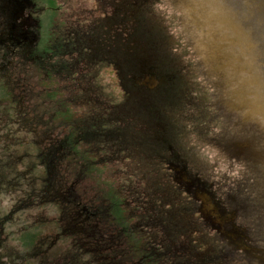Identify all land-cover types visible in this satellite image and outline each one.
<instances>
[{
    "label": "rangeland",
    "instance_id": "374dc122",
    "mask_svg": "<svg viewBox=\"0 0 264 264\" xmlns=\"http://www.w3.org/2000/svg\"><path fill=\"white\" fill-rule=\"evenodd\" d=\"M33 1L41 7L58 6L62 10L56 12L55 9L49 8L40 13L42 41H45L47 46L56 37L57 26L65 28L66 18L71 16L69 12L72 6L79 5L78 9H91L90 12L99 6L96 0H75L74 4L68 3V0ZM148 4H150L148 8L142 11L144 22L161 36L173 56L180 74L179 102L164 111L170 127L179 134V142L185 146H191V108L201 95V76L195 66L188 43L174 20L171 3L168 0H152ZM81 10H76V12L80 15L82 14ZM100 14L102 13L100 12ZM94 16L96 15H90V17ZM63 33L61 32V34ZM0 49V53L3 55L4 47L0 45ZM35 53H38V49ZM24 55L33 58L34 53H24ZM6 56L0 57V264H85L86 261H88L87 264H90L91 260L86 254L88 250L74 246V244H84V241L78 235L79 240L77 237L72 240L71 236L76 234L74 232L78 233L79 231L78 234H82L84 223L77 219L76 215V212L81 211V206H75L70 202V199L59 203V199L53 195L65 187L69 191L72 184V192L76 200L85 201L91 207L90 210L93 208L92 203L96 205L102 202V208H100L104 222L102 228L98 227L100 229L98 230V225L91 228L104 232L105 229H109V226L113 225L111 221L116 222L115 216L112 214L116 213L118 208L122 211L120 222H127L129 227L133 225L130 224V221H135V219H131V214L136 219L139 218V212L136 210V188L139 186V181L136 180L137 175L132 174L131 176L125 164L119 162L110 163V168L107 169H87L90 165L98 166L102 162V158L112 162L114 157L112 150L108 149L109 146H113V142L105 141L106 150L109 153L107 151L100 152L98 140L96 142L92 140L96 134H91L89 131L90 140L80 143L79 150L76 145L74 146L75 164H70L67 156L70 139L68 136L74 137L75 134L74 132L70 134L71 127L66 124L70 113L67 103H72L74 112L72 121H75L78 116L87 114L84 117L88 122V115L96 114L98 102L111 103L121 100L126 103L124 89L119 87L116 77L110 73L109 68L100 65L96 71L99 70L100 73H103L100 79L91 77L90 80H93V84L96 81V86L91 85L89 92H82L80 89H73L71 93L64 92L62 91L63 87L60 88L57 85L47 93H39L36 90L39 96L36 91H29L27 95L30 102H28L27 96L18 93L15 87L17 82L21 81L26 86L29 83L32 88H36L38 76L41 75L39 68L33 64L30 66V71H25L23 68L11 76L7 69L8 63L5 64V68H1ZM90 70H92V74L95 73L92 66H90ZM43 77L45 79L48 76L43 74ZM31 99L36 102H31ZM83 102H87V108L82 107ZM80 108L84 111H80ZM55 113H57L56 116ZM24 119L28 123H23ZM65 125L69 135L66 139H62L63 137H59L57 134L59 128L61 132L65 128L62 126ZM109 128L113 130L111 125ZM90 131L95 132L94 130ZM113 133L114 131L109 138ZM129 133V131L126 132L127 141L130 139ZM49 141L52 143L49 144ZM48 144L50 147L47 146ZM93 145L97 148H91ZM48 147L54 148L56 151L53 165L49 164L52 167L50 171L52 175L49 177L46 176V166L49 165L46 162L45 152ZM79 152L83 154L82 158H79ZM153 175L156 177L154 179L157 180V183H161L158 174L153 173ZM149 183L146 187L160 190L159 184L156 182L155 184ZM143 184L142 182L141 186ZM161 187L164 188V186ZM167 198L165 199V208L172 201H174L172 202L175 203L174 205H179L175 197L172 196L171 201H169L170 197ZM112 201L117 202L116 207ZM72 211L75 213L74 222L69 220ZM177 215L181 217L184 214L178 212ZM101 220L102 218L92 222L96 223ZM72 225L76 229L72 228ZM141 226L142 224H139L138 221L136 229H140ZM72 229L76 231L70 233ZM88 229L84 228V233L95 234L96 231L89 232ZM140 234L142 235L141 231ZM141 235L137 237L140 241L143 238ZM126 240L128 241L127 237ZM211 256L214 257L213 254Z\"/></svg>",
    "mask_w": 264,
    "mask_h": 264
},
{
    "label": "flooded vegetation",
    "instance_id": "af4514ba",
    "mask_svg": "<svg viewBox=\"0 0 264 264\" xmlns=\"http://www.w3.org/2000/svg\"><path fill=\"white\" fill-rule=\"evenodd\" d=\"M74 1L68 0V3L74 4ZM96 3H99V6H96L91 12V9H78L77 6L79 5L72 6L69 12L71 16L66 18L65 28L57 26L56 37L47 46L45 41H42L40 13L49 8L55 9L56 12L62 11L60 7H41L33 0H0V45L4 47L5 51L3 55L0 53V57L7 55L1 68H5V64L8 63L9 75L14 76L20 69L34 64L36 68H39V74L41 73L38 76V82L36 79L34 83L36 86L37 82V86L34 88L39 93H47L49 90L56 88L57 85L62 88L65 83L67 92L71 93L73 89L89 92L91 85L96 86V81L93 84V80H90L91 77L100 79L103 73H100L99 70L96 71L97 67L103 65L109 68L110 73L116 77L119 87L124 89L126 103L121 100L111 103L98 102L96 115L99 117L101 128L98 131L99 135H94L92 140H98L100 152H106V140L112 141L113 146H109L108 149L112 150L119 163L125 164L130 173L140 171L171 175L178 186L185 187L189 193L194 192L192 194L198 202L196 209L200 216L203 215L205 220L210 219V221H213L212 225L220 234H224L221 226L217 225L216 222L218 215H215L214 209L211 210V207L205 202L201 189L204 182L198 179V182L193 183L184 178L185 174H191L189 165L192 161L177 147L178 141L171 134V125L164 111L165 108H168L165 95L169 93V89H162V86L167 82L168 72L158 70V64L156 65V63L159 62V58L153 61L146 59L145 56L138 58V56L133 55L136 39H129V52L122 55L120 0H96ZM76 10H81L82 14L79 15ZM90 15L96 16L90 17ZM61 32L64 33L61 34ZM108 43H112L113 47L110 44L107 45ZM37 49L38 53H35ZM24 53H34L33 58L25 56ZM90 66L95 69L94 74H92ZM43 74L48 77L44 79ZM148 74H155L159 80L154 88L147 85L149 81H147L146 75ZM6 78L10 82L7 76ZM75 84L76 86H74ZM22 90L24 91V88ZM163 100H165V103L161 104L160 101ZM37 105L39 106V104ZM87 106L88 104L82 105L85 108ZM67 107L70 113L69 118L66 119V124L71 127V134L74 123L72 121L74 116L72 103H67ZM39 115L43 116L42 114ZM54 115L56 116L57 113ZM82 121L78 120V123L80 124ZM23 123H28V121L24 119ZM110 125L112 129L114 128V133L109 138L112 133L109 132L110 130H107L109 135H104L106 132L105 127L109 128ZM127 131L130 132L129 141H127ZM86 135L82 131L80 135L68 136L71 139H69L67 147L70 164H75V142H78L77 139L80 140L81 138L89 141L90 137L88 134ZM51 143L49 141V144ZM237 145L238 143L226 148L232 154L234 148L238 149ZM242 146L244 147V144ZM49 147L45 149L46 162L48 165L50 163L53 165L56 151L54 148ZM91 148L97 147L93 145ZM90 167L94 168L97 165H90L87 169ZM98 167L107 169L110 168V163L102 158V162ZM48 168L50 172L51 165ZM192 168L194 170L193 174L202 173V168ZM69 189L70 202L77 207L81 206V211L76 212L77 219L82 220L83 223L99 220L102 202L96 205L92 203L94 209L90 210L91 207L85 201L82 200L83 203L76 200L72 192V184ZM209 190L212 192V189ZM214 199L215 207L218 208L219 206L223 215L225 211H230L222 201L215 197ZM233 211L231 210V212ZM70 215L71 219L69 218V220L74 222V211ZM224 217L225 221L233 220L232 230L233 232L236 231L237 224L234 222L236 216L225 214ZM72 228L76 229L74 225H72ZM74 229L70 233L76 231ZM230 230L231 228L228 231ZM230 235L233 236V234Z\"/></svg>",
    "mask_w": 264,
    "mask_h": 264
},
{
    "label": "water",
    "instance_id": "95a60500",
    "mask_svg": "<svg viewBox=\"0 0 264 264\" xmlns=\"http://www.w3.org/2000/svg\"><path fill=\"white\" fill-rule=\"evenodd\" d=\"M168 1L174 11V20L181 30L185 20L180 12L185 0ZM143 24L146 35L151 38L152 53L160 59L156 63L158 70L167 71L169 74L167 84L165 83L162 89H169V93L165 95L166 103L168 107L174 106L180 98V74L177 64L157 31L146 22ZM187 43L201 76V95L191 108L192 145L181 144L176 130L171 127L170 130L173 138L178 141L177 147L192 161L189 165L191 174H185V180L193 183L199 180L204 182L201 189L205 202L211 210L214 209L215 215H218L216 222L224 234H220L212 225L213 221L205 220L203 215L200 216L197 212L198 202L193 197V191L189 193L185 187L178 186L181 195L186 196L184 202L174 195L175 190L173 196L179 205L184 204L187 210L190 208L193 211L196 221L205 223L208 227L205 228L207 233L219 235L224 242L230 244L225 247V243H221L224 247L215 248L213 255L217 264H235V261L236 264H264V122L242 114L241 105L225 98L222 83L216 78V63L212 60L197 59L199 53L194 51L188 41ZM146 78L150 88L159 83L155 74H148ZM164 101L160 103H165ZM236 143L238 149L234 148L232 155L226 147ZM192 167L202 168V173L193 174ZM158 176L160 177L159 174ZM160 181L163 186L168 184L162 179ZM208 188L212 189V192ZM214 197L230 210L224 212L226 215L236 216V231L232 230L233 220L225 221V214L223 215L219 206L215 207Z\"/></svg>",
    "mask_w": 264,
    "mask_h": 264
},
{
    "label": "trees",
    "instance_id": "16d2710c",
    "mask_svg": "<svg viewBox=\"0 0 264 264\" xmlns=\"http://www.w3.org/2000/svg\"><path fill=\"white\" fill-rule=\"evenodd\" d=\"M150 0H120L121 7V54L125 55V52H129V39H136L135 50L133 52L134 56L138 58L144 57L148 60L156 61L157 57L154 56L151 49V38L146 35L144 29V18L142 17V11L145 8H148ZM112 45L108 43L107 45ZM131 55V54H128ZM31 66V65H30ZM30 66H25V71L30 69ZM30 71V70H29ZM28 76V75H27ZM34 79V76H33ZM17 82L15 87L18 93H22L27 96V101H29V91H35V88H32L29 83L28 86ZM20 87V88H19ZM24 88V91L22 89ZM66 92V86L64 84L63 90ZM56 95L53 97L55 99ZM82 97V96H81ZM37 99V98H35ZM85 99V98H84ZM82 99V100H84ZM87 100V99H86ZM36 102L32 100L31 102ZM87 104V102H83ZM81 109V108H80ZM96 110L98 111L97 107ZM80 111H84L81 109ZM74 113V112H73ZM97 113V112H96ZM87 115V114H85ZM84 115V116H85ZM78 116L76 117L75 123L72 125L74 136L80 135L82 131L84 134H98L99 129L101 128L98 115L93 113L91 116L88 115V122H86V117ZM78 120H83L82 123H78ZM107 125V124H105ZM61 130L57 135L66 139L69 135L67 126ZM106 132L104 136L109 135L110 128L105 127ZM95 132H91L90 130ZM114 129V128H113ZM108 130V131H107ZM90 133H89V132ZM113 132V130H110ZM87 136V135H86ZM96 136V135H95ZM78 142H75L77 150H79L78 145L85 141V138L77 139ZM94 142H96L94 140ZM96 149V148H93ZM108 153L109 151L106 150ZM79 158H82V155L79 152ZM112 155H114L112 153ZM60 159V158H59ZM118 162L117 158L113 157V161H107V163L114 164ZM90 169H100L98 166ZM137 175L136 180L138 182V187L136 188V210L139 212V218L136 219L131 214V219L135 221H130L131 225L127 222H120L121 212L118 208L116 213L114 212L116 222L111 223L112 226H109V229H105L104 232H100L98 227L102 226L103 217L101 214L102 220L93 223L92 221H85L82 227V234H72V240L80 236L84 241V244H74L75 247H83L85 250H88L86 253L88 259L91 260L90 264H217L215 257L211 256L215 248H221V243H225V247L230 246L229 243L224 242L219 235H213L207 233L205 230V223L198 222L193 216V211L189 208L187 210L186 206L183 205H174L175 203H168L165 208L166 198L173 196V191L175 190L177 198L185 200L186 196H182L179 192L178 185L174 182L171 175L159 174L160 179L168 182L167 185H164L166 188L161 186L162 183H157L153 173H144L137 171L136 173H130ZM52 173L49 172L48 166H46V176H51ZM48 180V178H46ZM159 184L160 190L150 189L146 187L149 182H155ZM141 181V182H140ZM142 182L144 183L142 186ZM146 187V188H145ZM178 189V190H177ZM150 190V191H149ZM170 191V192H169ZM149 192V193H148ZM188 195V194H187ZM53 196L59 199V203L69 201L67 188L59 189ZM174 197V196H173ZM168 199V198H167ZM117 205L116 201H112ZM102 208V207H101ZM183 213L181 217L177 213ZM139 224H142L140 229H136ZM97 226L98 230H94L91 227ZM143 227V228H142ZM84 228H89L88 231H96L95 234L84 233ZM102 228V227H101ZM81 230V229H80ZM103 230V229H102ZM140 231L142 232V240H138L137 237L140 236ZM204 231V233H203ZM65 232V231H64ZM141 235V236H142ZM128 238V241L126 240ZM64 238V237H63ZM78 239V237H77ZM79 240V239H78ZM223 241V242H222ZM73 246V247H74ZM223 246V247H224ZM81 253L82 255H84ZM88 261L85 262L87 264ZM237 262L235 261V264ZM234 264V263H229Z\"/></svg>",
    "mask_w": 264,
    "mask_h": 264
},
{
    "label": "clouds",
    "instance_id": "9594fccd",
    "mask_svg": "<svg viewBox=\"0 0 264 264\" xmlns=\"http://www.w3.org/2000/svg\"><path fill=\"white\" fill-rule=\"evenodd\" d=\"M184 38L216 63L226 99L264 122V0H185Z\"/></svg>",
    "mask_w": 264,
    "mask_h": 264
}]
</instances>
